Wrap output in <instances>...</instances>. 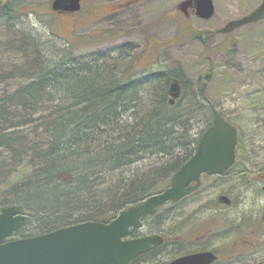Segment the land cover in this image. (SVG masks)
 I'll list each match as a JSON object with an SVG mask.
<instances>
[{"label": "trees", "instance_id": "obj_1", "mask_svg": "<svg viewBox=\"0 0 264 264\" xmlns=\"http://www.w3.org/2000/svg\"><path fill=\"white\" fill-rule=\"evenodd\" d=\"M17 12L0 0L12 31L0 44L11 61L0 76V210L17 205L28 216L15 235L110 220L166 188L196 149L194 122L216 110L181 106L168 72L147 86L125 57L79 60L72 46L16 27Z\"/></svg>", "mask_w": 264, "mask_h": 264}, {"label": "rangeland", "instance_id": "obj_2", "mask_svg": "<svg viewBox=\"0 0 264 264\" xmlns=\"http://www.w3.org/2000/svg\"><path fill=\"white\" fill-rule=\"evenodd\" d=\"M11 1L20 14L11 20L16 27L22 22L43 39L72 46L79 60L125 57L147 86L156 85L155 73L168 72L181 82V106L194 100L198 110L214 109L237 128L234 165L222 175H202L199 190L148 218L160 228L180 229V252L205 247L218 252L214 264H264V19L228 34L216 31L262 0H213L210 19L185 12V0H83L74 14L53 11L52 0ZM7 25L5 17L0 44L11 36ZM9 58L0 47V76L10 72ZM211 116L194 122L193 132L201 135ZM220 194L231 205L219 202ZM21 232L15 237L27 230Z\"/></svg>", "mask_w": 264, "mask_h": 264}, {"label": "water", "instance_id": "obj_3", "mask_svg": "<svg viewBox=\"0 0 264 264\" xmlns=\"http://www.w3.org/2000/svg\"><path fill=\"white\" fill-rule=\"evenodd\" d=\"M51 6L55 11L75 12L81 9V0H53ZM181 6L184 11L193 6L195 14L204 19L211 18L215 12L213 0H187ZM262 19L264 0L247 15L229 20L217 32L229 33ZM169 90L173 97L179 95L178 80L171 83ZM237 139V128L217 115L199 138L193 156L172 176L170 186L121 210L110 223L90 220L14 238L28 216L17 205L3 207L0 210V264H129L134 256L161 241L157 234L124 240L130 226H139L142 216L153 214L166 202H177L199 189L203 173H226L236 160ZM218 200L227 205L232 203L225 194L219 195ZM217 257L212 251H201L166 264H212Z\"/></svg>", "mask_w": 264, "mask_h": 264}, {"label": "flooded vegetation", "instance_id": "obj_4", "mask_svg": "<svg viewBox=\"0 0 264 264\" xmlns=\"http://www.w3.org/2000/svg\"><path fill=\"white\" fill-rule=\"evenodd\" d=\"M150 216L151 215L142 217L140 219L139 226L130 227L129 233L125 237V240L141 239L152 234H157L161 237V241L155 245H152L149 249L134 256L130 260L129 264H166L180 256L210 250L208 248L201 247L199 249L180 252V243L183 242L184 238L180 234H175L177 230L180 232V229L176 230L175 228L174 230L169 231L168 229L160 228L157 221L149 220L148 217ZM111 221L112 219L106 221V223ZM201 237H203V235L198 236L195 240L199 238L201 239ZM160 254H169L171 257H169L167 260H160ZM172 254L175 255L172 256Z\"/></svg>", "mask_w": 264, "mask_h": 264}, {"label": "bare ground", "instance_id": "obj_5", "mask_svg": "<svg viewBox=\"0 0 264 264\" xmlns=\"http://www.w3.org/2000/svg\"><path fill=\"white\" fill-rule=\"evenodd\" d=\"M195 150H196V149H195ZM194 153H195V151H194ZM194 153H193V154H194ZM192 156H193V155H192Z\"/></svg>", "mask_w": 264, "mask_h": 264}]
</instances>
